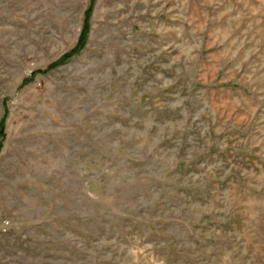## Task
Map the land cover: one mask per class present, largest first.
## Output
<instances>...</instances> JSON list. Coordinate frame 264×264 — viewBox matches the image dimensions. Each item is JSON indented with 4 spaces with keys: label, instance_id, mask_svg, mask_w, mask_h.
<instances>
[{
    "label": "rangeland",
    "instance_id": "1",
    "mask_svg": "<svg viewBox=\"0 0 264 264\" xmlns=\"http://www.w3.org/2000/svg\"><path fill=\"white\" fill-rule=\"evenodd\" d=\"M0 264H264V0H0Z\"/></svg>",
    "mask_w": 264,
    "mask_h": 264
},
{
    "label": "trees",
    "instance_id": "2",
    "mask_svg": "<svg viewBox=\"0 0 264 264\" xmlns=\"http://www.w3.org/2000/svg\"><path fill=\"white\" fill-rule=\"evenodd\" d=\"M89 13H90V8L86 11V15L84 18V26L82 28V32L80 34V38H79V42H78L77 47L74 50H72L70 53L64 55L62 57V61L70 58L74 53H76L79 49H81L85 45V42L87 39V34L89 32V16H90ZM57 64H58V62H55L52 65H50L47 69H51L52 67H55ZM84 204L87 207H91L93 205L92 202L90 204V201H88L86 199L84 200ZM147 215H151V212L148 211ZM135 217H137V219H144V218H146V215L142 214V213H137ZM85 219H86L85 222L82 223V225H83L82 228H83V232H86L88 235H90L89 237H91L93 239H97V238L101 239L102 237H104L108 233H110L111 235L115 234V230L112 227L108 226L106 224V222H104V220H100L96 216H92L91 218L86 217ZM117 224L120 226V228L123 231H127L126 227L121 223V221L117 222ZM158 231H159V233L164 232L162 226L158 227ZM88 239L89 238H87L86 240H88Z\"/></svg>",
    "mask_w": 264,
    "mask_h": 264
}]
</instances>
